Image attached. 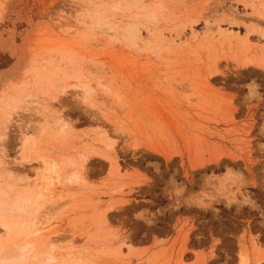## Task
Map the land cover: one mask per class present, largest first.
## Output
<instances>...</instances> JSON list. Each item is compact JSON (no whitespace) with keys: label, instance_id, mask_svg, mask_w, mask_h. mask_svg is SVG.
Wrapping results in <instances>:
<instances>
[{"label":"rangeland","instance_id":"rangeland-1","mask_svg":"<svg viewBox=\"0 0 264 264\" xmlns=\"http://www.w3.org/2000/svg\"><path fill=\"white\" fill-rule=\"evenodd\" d=\"M241 257L264 264V0H0V264Z\"/></svg>","mask_w":264,"mask_h":264},{"label":"bare ground","instance_id":"bare-ground-1","mask_svg":"<svg viewBox=\"0 0 264 264\" xmlns=\"http://www.w3.org/2000/svg\"><path fill=\"white\" fill-rule=\"evenodd\" d=\"M21 209L22 208L20 206H17V208H16L17 212L21 211ZM11 229H14V228H11ZM26 236H28V235H25L23 237L26 238ZM25 238H22V240L19 239L18 242H21V243L17 242L16 244L12 245V247L10 249L7 250L8 253L7 252L5 253L6 255L3 257V260H6L7 258H12V256L17 257L18 259H22V258H25L26 256L31 255V250L33 248H35L36 245L35 246L33 245L34 247H32L31 244L33 242L32 241H31L32 243L29 241L26 242ZM34 251H35V249H34ZM239 264H246V260L244 257H241Z\"/></svg>","mask_w":264,"mask_h":264}]
</instances>
